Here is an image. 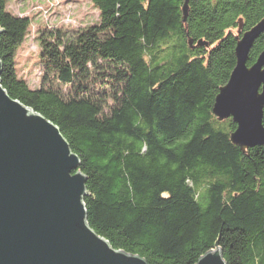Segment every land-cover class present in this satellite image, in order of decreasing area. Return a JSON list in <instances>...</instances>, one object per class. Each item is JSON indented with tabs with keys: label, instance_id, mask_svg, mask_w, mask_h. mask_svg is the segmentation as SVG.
Returning <instances> with one entry per match:
<instances>
[{
	"label": "trees",
	"instance_id": "obj_1",
	"mask_svg": "<svg viewBox=\"0 0 264 264\" xmlns=\"http://www.w3.org/2000/svg\"><path fill=\"white\" fill-rule=\"evenodd\" d=\"M8 1L2 85L79 156L91 228L149 264H197L216 248L227 264H264V144L235 145L233 119L213 112L264 0H189L186 21L185 0H91L97 24L40 33L35 89L16 65L31 21ZM262 51L264 33L249 66Z\"/></svg>",
	"mask_w": 264,
	"mask_h": 264
},
{
	"label": "water",
	"instance_id": "obj_2",
	"mask_svg": "<svg viewBox=\"0 0 264 264\" xmlns=\"http://www.w3.org/2000/svg\"><path fill=\"white\" fill-rule=\"evenodd\" d=\"M183 11L186 21L189 0ZM263 33L264 18L239 38L236 66L213 107L219 120L233 119L231 140L243 150L264 144V51L248 65ZM2 72L0 58V264H149L91 228L79 156L55 123L10 96ZM197 264L227 262L216 248Z\"/></svg>",
	"mask_w": 264,
	"mask_h": 264
},
{
	"label": "rangeland",
	"instance_id": "obj_3",
	"mask_svg": "<svg viewBox=\"0 0 264 264\" xmlns=\"http://www.w3.org/2000/svg\"><path fill=\"white\" fill-rule=\"evenodd\" d=\"M8 10L28 17L30 30L16 54L19 77L32 89L40 86L41 59L39 36L42 31L62 27L76 29L99 22L100 11L91 0H9Z\"/></svg>",
	"mask_w": 264,
	"mask_h": 264
}]
</instances>
